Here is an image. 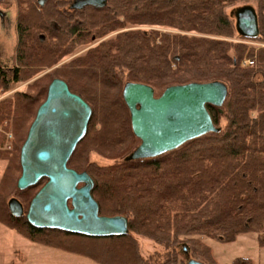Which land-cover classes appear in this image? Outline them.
<instances>
[{
    "label": "trees",
    "instance_id": "trees-1",
    "mask_svg": "<svg viewBox=\"0 0 264 264\" xmlns=\"http://www.w3.org/2000/svg\"><path fill=\"white\" fill-rule=\"evenodd\" d=\"M64 2L18 0L15 65L0 66V97L36 80L0 101V161L7 162L0 222L34 244L96 264H150L139 238L170 250L166 264L184 263L179 247L186 259L184 248L196 261L218 264L203 239L229 244L243 235H264V47L232 41L264 45V0H107L104 8L77 12L61 8ZM248 6L256 11V38L238 35L230 14ZM142 27L177 33L132 30ZM67 57L73 59L61 64ZM54 80L65 82L92 109L68 168L93 179L100 216L128 220L126 236L93 238L39 229L27 220L48 180L18 188L21 150ZM212 82L228 88L222 107L207 106L218 133L158 158L125 161L141 143L123 98L126 84L150 86L160 96L172 86ZM13 199L22 204L23 216L11 213Z\"/></svg>",
    "mask_w": 264,
    "mask_h": 264
},
{
    "label": "water",
    "instance_id": "water-1",
    "mask_svg": "<svg viewBox=\"0 0 264 264\" xmlns=\"http://www.w3.org/2000/svg\"><path fill=\"white\" fill-rule=\"evenodd\" d=\"M107 0H76L72 9L104 8ZM6 15L0 12V17ZM237 32L246 38L259 35L258 19L252 7L235 12ZM228 96L221 82L191 83L167 88L159 97L144 84L128 83L123 91L130 111L132 129L140 140L137 149L125 160L136 162L161 157L209 133H218L207 106L220 108ZM91 107L71 93L68 85L54 80L39 108L28 138L21 150L20 190L47 179L32 200L28 222L39 229H54L93 238L123 237L129 234L125 217H102L92 197L93 179L68 168L78 144L87 134ZM16 217L24 215L22 204L9 203ZM186 254V249L184 248ZM187 264H203L194 259Z\"/></svg>",
    "mask_w": 264,
    "mask_h": 264
},
{
    "label": "rangeland",
    "instance_id": "rangeland-1",
    "mask_svg": "<svg viewBox=\"0 0 264 264\" xmlns=\"http://www.w3.org/2000/svg\"><path fill=\"white\" fill-rule=\"evenodd\" d=\"M40 1H46V0H38V2ZM74 1L75 0H69L70 3H73ZM47 2L48 0L46 1L45 6ZM61 8L64 7L61 6ZM240 8H244V7H240ZM238 9L239 8L234 9L232 12H230L231 16L234 19H235V12ZM0 12H3V14L6 15L4 21H2L3 19L0 17V66H4V67L6 66V68L8 69L13 65H15L16 49L18 44V32H17V19L19 13L18 0H0ZM53 23H54L53 26H56V22ZM138 29L145 31L157 29L161 32L177 33L172 30H165L160 28H150V27L132 28V30H138ZM116 35H117L116 33L109 34L104 39H101L97 43H95V45L101 41H105ZM238 35L240 34L238 33ZM232 41L235 43H242V44H247L249 46H254L256 48L264 47V45L262 44L244 42V41H240L238 38H235ZM85 52L86 50H83L78 55H82ZM72 59H73L72 57H67L64 59V61L61 64L67 63ZM248 64H249L248 61L244 62V65H248ZM35 80L36 79L31 80L24 84L17 85L12 91L2 95L0 97V101L6 98H11L17 92L27 91L28 86L32 85ZM158 96L159 95H156V97ZM7 138L8 141H11L12 135L8 133ZM9 145L10 144H8V147L10 148ZM96 159H98L103 164H107V163L109 164V162L102 160L100 158H96ZM6 167H7V162L0 161V181L5 172ZM11 198L12 197L10 196L9 199ZM203 241L209 247H211L214 258L216 259L218 264H233L235 259H249L252 260L253 264H264V247L260 246V242H264V235H257V234L243 235L238 237L237 241L229 244L215 242L211 239H203ZM139 242L141 246V252L150 261V264H166L168 261L171 260L172 255L170 254V250H166L165 248L145 238H139ZM181 250H182L181 247H179L177 250L178 260L179 261L183 260L184 262L183 264H187L188 260L193 258L190 256L188 249H186L187 251L186 255L188 256V259L184 257ZM199 262L203 263L202 261ZM0 264H96V263L81 256L68 254L56 249L34 244L26 240L16 231L10 229L9 227L5 226L0 222Z\"/></svg>",
    "mask_w": 264,
    "mask_h": 264
},
{
    "label": "flooded vegetation",
    "instance_id": "flooded-vegetation-1",
    "mask_svg": "<svg viewBox=\"0 0 264 264\" xmlns=\"http://www.w3.org/2000/svg\"><path fill=\"white\" fill-rule=\"evenodd\" d=\"M47 1V0H46ZM46 1H40V5L41 6H44L45 5V3H46ZM65 2H64V8H66L68 11H72V12H77L78 10H74V9H72V5H73V3L76 1H74L73 3H70L69 2V0H64ZM57 5L58 6H61V5H63V4H60V3H57ZM71 5V6H70ZM67 6V7H66ZM70 6V7H69ZM69 8V9H68ZM6 17V16H5ZM5 17L4 18H2L3 20L2 21H4L5 20Z\"/></svg>",
    "mask_w": 264,
    "mask_h": 264
}]
</instances>
